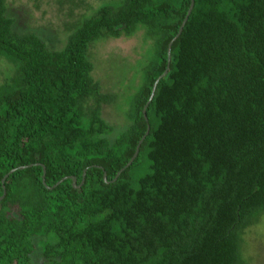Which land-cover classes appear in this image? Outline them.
Masks as SVG:
<instances>
[{"label":"trees","instance_id":"obj_1","mask_svg":"<svg viewBox=\"0 0 264 264\" xmlns=\"http://www.w3.org/2000/svg\"><path fill=\"white\" fill-rule=\"evenodd\" d=\"M99 1L86 15V0H58L68 40L53 50L17 32L0 0V59L16 67L0 84V264H35L38 251L43 264H251L247 235L264 219V0H195L185 25L192 0ZM139 32L150 59L116 133L103 111L118 96L94 78L90 50Z\"/></svg>","mask_w":264,"mask_h":264},{"label":"rangeland","instance_id":"obj_2","mask_svg":"<svg viewBox=\"0 0 264 264\" xmlns=\"http://www.w3.org/2000/svg\"><path fill=\"white\" fill-rule=\"evenodd\" d=\"M86 1L93 6L90 10L84 8L81 11L86 15H91L101 5L99 0ZM67 10V7L63 9L58 4V0H9V15L16 20L15 30L38 34L53 50L62 49L67 43ZM150 50L151 43L145 38L144 32L133 37L104 39L91 46L94 78L101 84L103 92L118 96V101L106 105L103 111L104 118L116 128V133L129 124L127 113L130 100L142 84L143 67L150 59ZM15 73L16 67L0 59V84ZM147 165L145 161L143 172ZM247 240L251 264H264V219L248 232ZM34 263H44L41 251L37 252Z\"/></svg>","mask_w":264,"mask_h":264},{"label":"water","instance_id":"obj_3","mask_svg":"<svg viewBox=\"0 0 264 264\" xmlns=\"http://www.w3.org/2000/svg\"><path fill=\"white\" fill-rule=\"evenodd\" d=\"M194 5H195V0H192V5H191V8H190V10H189V12H188V16H187V18H186V20H185V22H184V25H185V23L187 22V20H188L190 14L192 13L193 8H194ZM184 25H183V26L181 27V29H180V34L183 32ZM180 34H179V35H180ZM171 47H172V43L170 44V47H169V60H170V58H171ZM168 71H169V69H168V70H167V71H166V72H165V73L159 78V80H160L162 77H164L165 75H167ZM159 80L156 82V84H155V86H154L153 93H152V95H151V98H150V101H149L148 105H149V104L151 103V101L154 99L155 92H156V89H157V84H158ZM148 105H147V106H148ZM146 109H147V107H146L145 110H144V114H145V118L147 119L148 117H147V111H146ZM150 130H151V126L149 125V126H148L147 135L149 134ZM144 139H145V137H144L143 140L140 142V144H139V146H138V148H137V151H136L134 157L131 159V161L129 162V164L126 166V168H125L124 170H126L127 168H129V167L134 163V161L137 159V157H138V155H139V152H140L141 145H142ZM25 168H26V167H21L20 169H25ZM16 170H17V169L12 170V171L10 172V174H8V175L5 177V179L3 180V183H4V184H5L6 180H7V178H8L12 173H14ZM124 170H122V171L118 174V176H117V178H116L115 180H117V179L119 178V176L121 175V173H122ZM85 174H86V172L84 173V176H85ZM67 178H68V177H67ZM67 178H64L61 182L65 181ZM72 179L74 180V186H75V187H81V186H78V185H77V179H76L75 177H73ZM45 180H46V170L44 171V183H45ZM105 180H106V181L108 180L106 174H105ZM84 181H85V178H84L82 184H84ZM61 182H60V183H61ZM60 183H59V184H60ZM4 187H5V186H4ZM5 195H6V193H5ZM5 195H4L3 197H0V201L4 199Z\"/></svg>","mask_w":264,"mask_h":264}]
</instances>
